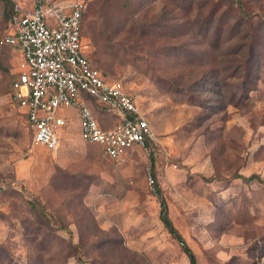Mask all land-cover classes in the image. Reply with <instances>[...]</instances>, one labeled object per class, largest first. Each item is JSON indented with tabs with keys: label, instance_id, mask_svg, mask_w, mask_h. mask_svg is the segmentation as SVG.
<instances>
[{
	"label": "rangeland",
	"instance_id": "obj_1",
	"mask_svg": "<svg viewBox=\"0 0 264 264\" xmlns=\"http://www.w3.org/2000/svg\"><path fill=\"white\" fill-rule=\"evenodd\" d=\"M25 1L0 0V34ZM48 1H83L88 58L135 97L154 141L117 166L74 115L56 151L32 145L7 96L17 58L0 49V264H189L161 201L197 264H264V0ZM238 3L257 39L246 86L222 63ZM213 10L223 23L208 25ZM118 238L127 253L98 247Z\"/></svg>",
	"mask_w": 264,
	"mask_h": 264
},
{
	"label": "built area",
	"instance_id": "obj_2",
	"mask_svg": "<svg viewBox=\"0 0 264 264\" xmlns=\"http://www.w3.org/2000/svg\"><path fill=\"white\" fill-rule=\"evenodd\" d=\"M29 9L15 5L8 17L0 45L18 52L13 100L25 116L31 144L56 151L68 125L69 111L78 118L83 140L97 144L102 155L124 165L134 149L154 141L148 121L135 97L120 81L94 69L81 40L83 1L69 6L48 0H29ZM88 100L115 117L109 128L97 122ZM156 194L151 176L147 179Z\"/></svg>",
	"mask_w": 264,
	"mask_h": 264
},
{
	"label": "trees",
	"instance_id": "obj_3",
	"mask_svg": "<svg viewBox=\"0 0 264 264\" xmlns=\"http://www.w3.org/2000/svg\"><path fill=\"white\" fill-rule=\"evenodd\" d=\"M1 1L4 2V3L8 2V0H1ZM169 2H170V4L173 3V5L177 8V6L175 5L177 3V0H169ZM201 6H202V4H200V8H201L200 10H202L203 7H204V6L203 7H201ZM166 9L164 10V12H166ZM242 9H243V4L242 3H238V11L240 13L232 18L233 20L235 19V22H236L235 26H237L236 28H234L232 30H236L237 29L239 31V33H237L238 40H231L230 39L228 41V42L232 41L233 45L231 44V45L228 46L227 52L224 54L222 63H223V65L228 66V67H226L225 71L233 72L229 76L233 77L234 79H235V74L236 73H239V74L243 73L244 75L241 78L242 79L241 83L245 84V86H246L248 80L250 79L251 64H252V61H253V58H254V55H255V46L257 44V39L255 38V36L254 37L252 36L250 43L248 42V38H250V35H249L248 31L252 27L251 26L252 18H250V15L242 17L241 15L244 14V13L241 12ZM194 10L195 9H193V12H194ZM217 12H218L217 10H215V11L213 10V13H212L213 15L211 14V17L208 18V20H207V22L209 23L208 25L214 26V23H215L214 21L215 20H218V23H223V19H219L220 17H219ZM10 13H11V11H10ZM10 13L8 14V17L10 15ZM3 14L5 16L4 19H6L7 12L4 11ZM168 15H169L168 12H166V14L163 17V19L164 20H168V18H169ZM200 18H201V16H200V13H199V10H198L197 12L194 13V20L195 21H199ZM204 18H206V17H204ZM7 20H8V18H7ZM84 21H85V15H84V12H83L82 17H81V21H80V32H81V40L85 44V42H84V30L85 29H84V27L86 28V34L87 35H92L93 36V34H92V30H89L90 29L89 28L90 24H88V25L86 24V26H85L84 25ZM6 26H7V23H6ZM6 29H7V27H6ZM211 29H212V27L210 26V27H208L207 31H209ZM5 32H6V30H4L0 34V37L3 36L5 34ZM232 35L234 36V34H232ZM252 35H254V34L252 33ZM94 40H95V38H94ZM0 49L10 50L14 54L15 58L18 57V52H17V50L15 48L4 46V45H0ZM86 58L90 62V65L92 66V68L99 69L97 66H95L92 63V61H90V59L88 58L87 54H86ZM219 66H221L220 63H219ZM17 79H18V75L13 72L12 75H11V79H10V81L8 83V94H7V96L9 98V101H10L11 105L13 107L17 108L19 114L23 117V119L25 121V116L19 111V109L17 107V102L13 100L14 83L17 81ZM112 80L119 81V80H116V79H112ZM205 80H207V79H205ZM203 83L207 85L208 82L204 81ZM122 85H123V83H122ZM29 137H30V135H29ZM90 145H94L96 147V149L97 148L100 149V147L97 144H90ZM100 153L102 154L101 149H100ZM253 179H255V176H250L246 180L250 181V180H253ZM159 218H160V221L162 222L164 228L167 230L168 234L182 244V250H183L184 254L186 255V257L188 258L189 264H197L194 254L189 249V247H187L186 245L183 244L181 235L177 232V230L173 226L171 220L169 219L168 214H167V209H166L165 204H164V201L160 202ZM107 234L108 233H106V232H104L102 230H99L97 226H93L92 236H99V235L107 236ZM107 245L109 246V251H107V254L111 253L114 256L113 251L117 250V248H118V247H115V246H121L120 255H121V252H126V253L128 252L125 248L122 249V247H124V246H122V242H121L120 238L115 239L114 241H108V242L102 240L100 242V244L98 245V247L105 248V246H107ZM111 246H113V247L111 248ZM126 256H127V254L123 255V256L122 255L120 256L119 264H127L126 261H125V257Z\"/></svg>",
	"mask_w": 264,
	"mask_h": 264
},
{
	"label": "crops",
	"instance_id": "obj_4",
	"mask_svg": "<svg viewBox=\"0 0 264 264\" xmlns=\"http://www.w3.org/2000/svg\"><path fill=\"white\" fill-rule=\"evenodd\" d=\"M25 3H27V1L24 2L22 8L29 9L30 6H31L30 1H29V8H26L25 7L26 6ZM18 6L21 7V5H18ZM88 105H89L90 109L92 110L94 117L96 118L97 122L100 124L101 127H103V128H109L116 121V118L115 117H111V116H108V115L104 114L103 111L101 110V107L98 106L95 102L88 100ZM71 112H72V114H69V116H68V124L71 123V120H72V117L71 116H74L75 115L73 111H71ZM75 117H76V119L78 121V118H77L76 115H75ZM78 124H79V122H78ZM64 134H65V131L63 132L62 137L64 136ZM62 137H61V139H62ZM82 141L85 142L83 139H82Z\"/></svg>",
	"mask_w": 264,
	"mask_h": 264
}]
</instances>
